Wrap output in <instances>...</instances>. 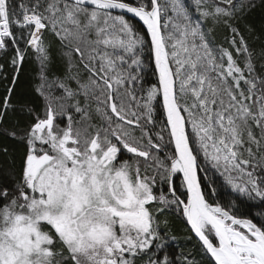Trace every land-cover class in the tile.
<instances>
[{
    "label": "snow or ice",
    "instance_id": "obj_1",
    "mask_svg": "<svg viewBox=\"0 0 264 264\" xmlns=\"http://www.w3.org/2000/svg\"><path fill=\"white\" fill-rule=\"evenodd\" d=\"M257 8L0 0V264H264Z\"/></svg>",
    "mask_w": 264,
    "mask_h": 264
},
{
    "label": "trees",
    "instance_id": "obj_2",
    "mask_svg": "<svg viewBox=\"0 0 264 264\" xmlns=\"http://www.w3.org/2000/svg\"><path fill=\"white\" fill-rule=\"evenodd\" d=\"M264 16V9L257 8L251 15L250 20L259 24L261 17ZM222 34L217 33V42L222 41ZM11 53H9V56ZM7 59V58H5ZM5 62L4 60H0V63ZM37 65L32 62V60H28L25 62L24 71L21 75V83L17 89V94L13 97V100L16 101L18 99H27L31 97V86L34 82H36L35 77L37 73ZM149 82L151 78H149ZM3 83L0 82V95L3 94ZM0 143H7L10 148H16L17 146L13 145L10 141H0ZM16 154V153H14ZM8 162V157L3 156L0 154V165H5ZM172 228L173 234L178 237L176 241V245L173 247L172 251L178 253L181 250L187 251L191 245L187 244L184 237L187 235L185 232L184 224L179 220L172 218Z\"/></svg>",
    "mask_w": 264,
    "mask_h": 264
}]
</instances>
